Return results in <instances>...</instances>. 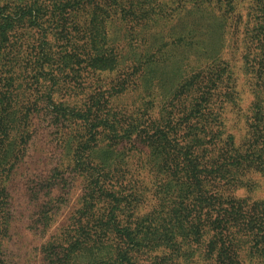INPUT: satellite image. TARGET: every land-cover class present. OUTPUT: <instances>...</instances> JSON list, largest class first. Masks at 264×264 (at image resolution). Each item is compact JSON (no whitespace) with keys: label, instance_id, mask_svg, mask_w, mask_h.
<instances>
[{"label":"trees","instance_id":"16d2710c","mask_svg":"<svg viewBox=\"0 0 264 264\" xmlns=\"http://www.w3.org/2000/svg\"><path fill=\"white\" fill-rule=\"evenodd\" d=\"M237 1L0 0V264H18L8 186L43 112L63 136L48 195L62 168L84 180L43 264H264V0L240 16L254 95L240 140L219 48L175 24L201 5L227 20ZM132 166L148 185L130 180ZM39 214L46 232L56 211Z\"/></svg>","mask_w":264,"mask_h":264},{"label":"rangeland","instance_id":"374dc122","mask_svg":"<svg viewBox=\"0 0 264 264\" xmlns=\"http://www.w3.org/2000/svg\"><path fill=\"white\" fill-rule=\"evenodd\" d=\"M252 1L238 0L237 12L230 14L229 18L226 17L227 20H221L219 17L216 22L217 18L211 7L201 5L184 12L181 15L180 24L175 23L176 25L192 23L193 26L189 24V27H198L195 31L200 39L199 45L202 41L203 46L210 44L219 48L220 56L228 65L231 74V80L225 87V92L229 94V101L227 100L224 112L225 121L229 132L239 140L247 132L245 116L254 99L250 77L244 70L243 60L245 23L248 20L243 22V18L240 17L246 15ZM197 49V53H200L199 47ZM128 53L127 57L131 55ZM136 59L140 60L139 57ZM191 60H186L184 63L200 64L194 57ZM32 129L34 131L30 133L31 140L27 156L16 169L8 186L12 209L8 253L10 261L18 264H43V245L51 236L60 233L71 223V218L81 208V198L84 193L83 178L77 177L71 170L62 168L53 194L48 195L46 182L52 175V170L55 167H62L64 162L61 146L63 136L45 112L34 120ZM138 168V166L129 167L128 177L137 184L141 182L139 185L144 182V185H148L150 176H147L145 172L139 176ZM254 178L259 185L256 197L264 198V176L256 175ZM47 207L54 209L56 215L50 229L44 232L39 224V213Z\"/></svg>","mask_w":264,"mask_h":264}]
</instances>
